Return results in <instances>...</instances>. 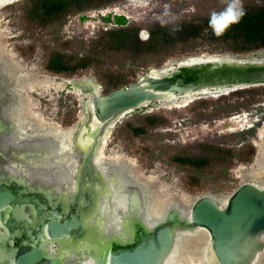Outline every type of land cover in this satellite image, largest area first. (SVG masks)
Returning a JSON list of instances; mask_svg holds the SVG:
<instances>
[{
    "label": "rangeland",
    "instance_id": "374dc122",
    "mask_svg": "<svg viewBox=\"0 0 264 264\" xmlns=\"http://www.w3.org/2000/svg\"><path fill=\"white\" fill-rule=\"evenodd\" d=\"M43 2L17 0L0 6V59L11 76L35 80L18 93V118L56 128L70 145L84 118L83 97L65 83L71 79H88L103 95L153 68L191 57L264 59V47L232 51L206 27L229 10L233 15L264 8V0H66L67 8L50 17L43 13ZM114 9L128 16L126 25L112 27L92 18L82 24L78 19ZM179 24H193L192 30L199 32L185 42L146 46V36L156 27ZM122 32L129 36L123 42L116 38ZM134 34L140 35L137 44L131 40ZM55 54L65 66L61 72L46 68ZM178 103L154 102L127 114L108 130L100 148L104 159L129 163L127 170L148 185L152 210L161 215L176 205L186 212L199 196L226 198L241 184L264 185V165L256 162L264 145V136L259 137L264 135V86L215 90ZM185 158L202 165L178 161ZM182 241L183 250L193 256L207 236L201 230ZM259 264H264V252Z\"/></svg>",
    "mask_w": 264,
    "mask_h": 264
},
{
    "label": "water",
    "instance_id": "95a60500",
    "mask_svg": "<svg viewBox=\"0 0 264 264\" xmlns=\"http://www.w3.org/2000/svg\"><path fill=\"white\" fill-rule=\"evenodd\" d=\"M80 18L115 26L129 21L113 10ZM10 83L2 80L0 63V264H167L179 235L197 230L208 234L212 264H253L263 253L264 186L244 183L226 198L199 196L186 212L169 205L154 221L141 186L129 177L122 182L112 164L95 162L102 138L127 114L154 102L264 86V59L191 57L103 95L88 79L69 80L83 97L84 118L71 141L76 168L62 170L67 176L57 185L44 175L51 147L9 142L15 125L6 110L17 103ZM84 137L88 145L81 147ZM59 155L53 161L66 158ZM121 191L114 211L113 192Z\"/></svg>",
    "mask_w": 264,
    "mask_h": 264
},
{
    "label": "bare ground",
    "instance_id": "6f19581e",
    "mask_svg": "<svg viewBox=\"0 0 264 264\" xmlns=\"http://www.w3.org/2000/svg\"><path fill=\"white\" fill-rule=\"evenodd\" d=\"M14 1H17V0L1 1L0 6L5 5V4H9V3L14 2ZM0 63L2 64V80H4V81L8 80L9 83L11 82L9 84V90H10V92H12V95L14 97H18V93H20L19 91L25 85L32 86L31 84L34 83L35 80H32L31 82L27 81V80H25V77L23 75L11 76L10 73H8L6 71L5 66L3 64V61L1 59H0ZM65 83L67 84V82H65ZM73 91H75V90H73ZM75 93H78V91H75ZM78 94H80V93H78ZM193 96H197V95L196 94L189 95V96L184 97L183 99L174 98V99H171L168 101H164V103L179 104L178 102L188 100V99L192 98ZM86 97L89 98V96H86ZM15 110H16V108H15ZM6 114L8 115L7 117H9L14 122V125H15L14 132L12 133L13 135L9 138V142L13 141L15 143H30V144H33V143L36 144L39 142L41 144H45V145L51 147L53 149V150L52 149L51 150L54 152V154L52 155V157L49 160L51 162V166L49 167V170L46 169L47 171L44 173V175L50 177L51 179L48 182H53L54 185H57V182H60V181L64 182L67 175H65L62 172V170H69L70 169L73 171L74 168H76L75 164L77 162L76 152L71 148L70 143L65 141L67 139L65 133L60 132L59 130H57L54 127L40 126V125H37L38 123H35L33 121L30 122V121H26V119L22 120V119L18 118V116L16 115V113L14 111V106H11L10 108H8L6 110ZM95 122L97 123V121L92 122L93 124H91V129L94 128L93 126L96 124ZM39 128H40V130H39ZM25 129H29L30 132L26 133L24 131ZM106 134L104 135V137L101 140L102 141L101 146H102V143L104 142V138H105ZM263 136L264 135L261 132L259 137L262 138ZM86 145H88V139L84 137L82 144H81V147H83V146L85 147ZM101 146H100V148H101ZM57 154L58 155L60 154L61 156H66V158L63 157V159L61 161H53V160H56V158L58 157V156H56ZM256 161H260L264 165V145L261 146L257 150ZM95 163H96L97 167L105 166L108 168H110L109 165L112 164L111 167L118 170V172H120L119 174L122 177V182L126 183V181L129 182L130 180H134L133 182H136L137 184H139L141 186V188L144 190L145 194H147V199H148L147 204H148V211L150 213V216L153 217L155 215L153 217V219H151V220L156 221V219L157 220L160 219V216H159L160 213H157L150 208L151 207L150 206L151 195H150V192L148 191V188L146 187L148 185L144 181H141L139 178H137V176L135 177L129 170H127V167H128L127 165H129V163L126 162L127 165L123 166V165H121V162L118 159H115L113 161H110L109 159H104V157H102L100 155V149L98 150L97 160ZM59 171H61V174H57V173H59ZM51 173H55L56 175L54 174L53 176H49ZM127 177H129L130 180ZM56 180H57V182H56ZM128 185L129 184H127L126 186H128ZM112 196H113V198H117L119 200V201H117L114 199L115 202L112 205V207L114 206V211H117V205L120 207L122 204L121 200L123 199V192L122 191L120 193L119 192H113ZM165 210L163 212H161V214L164 213ZM202 231L205 232L204 230H202ZM200 232H201V230H197L192 234L181 233L179 235V244H178V246H176V250H174V253L172 254V256L169 257L167 264H212L210 254L208 251V245H207L209 243L208 242V234L206 232H205V234L207 236V241L204 243L202 248H197V253L195 255L192 256L191 253H187L182 248V243H183L182 240H184V237L195 236V235L200 234ZM263 240H264V236H263ZM261 255H262V253L258 256V259L253 264H259Z\"/></svg>",
    "mask_w": 264,
    "mask_h": 264
},
{
    "label": "trees",
    "instance_id": "16d2710c",
    "mask_svg": "<svg viewBox=\"0 0 264 264\" xmlns=\"http://www.w3.org/2000/svg\"><path fill=\"white\" fill-rule=\"evenodd\" d=\"M105 1L109 2L112 0ZM69 4L66 0H44L41 7L44 15L50 17L62 13ZM225 17L217 18L216 24H213L211 21L206 23V27L214 31L217 41L223 42V45L230 48V50L239 52L252 51L264 47V8L251 9L233 14L232 19H225ZM221 24L222 26H220ZM192 28H196L195 25L179 24L174 28L156 27L151 32L150 40H148L146 46H168L176 41L185 42L193 39L199 30L196 32ZM128 37L123 32L116 36L122 42ZM131 40L133 44L140 42L135 34ZM64 67L61 63V57L57 54L52 56L46 65V68L51 72H61L64 70ZM138 131L140 130L135 129V132ZM178 161L180 163H188L194 167L202 165L200 161L188 158L179 159Z\"/></svg>",
    "mask_w": 264,
    "mask_h": 264
},
{
    "label": "flooded vegetation",
    "instance_id": "af4514ba",
    "mask_svg": "<svg viewBox=\"0 0 264 264\" xmlns=\"http://www.w3.org/2000/svg\"><path fill=\"white\" fill-rule=\"evenodd\" d=\"M113 11H114V14H115V15H125V16H126V14H124L122 11H119V10H116V9H114ZM101 13L105 14V13H107V12L105 11V12H101ZM126 17H128V16H126ZM78 19H79V21H80L82 24H83L84 22H88V21L90 22L89 19H81L80 16H79ZM95 20H98L97 23L100 22V23H103V24L110 25V24H108V23H104V22L101 20V18H98V19H95ZM110 22H112L111 24H114V22H115V21H114V17H112V18L110 19ZM81 23H80V24H81ZM110 26L115 27V25H110ZM146 37H148V39L150 38L149 35H147ZM137 38H138L139 40H141L139 34H137ZM149 40H150V39H149ZM235 124H236V123H235ZM236 128H237V127H236ZM256 162H260V161H256Z\"/></svg>",
    "mask_w": 264,
    "mask_h": 264
},
{
    "label": "snow or ice",
    "instance_id": "6c2138e0",
    "mask_svg": "<svg viewBox=\"0 0 264 264\" xmlns=\"http://www.w3.org/2000/svg\"><path fill=\"white\" fill-rule=\"evenodd\" d=\"M233 17H232V15H231V11L229 10V14L225 17V19H232ZM220 26H222V24L220 25Z\"/></svg>",
    "mask_w": 264,
    "mask_h": 264
}]
</instances>
